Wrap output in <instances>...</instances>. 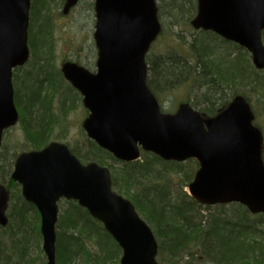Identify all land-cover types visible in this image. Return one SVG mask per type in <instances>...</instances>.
Wrapping results in <instances>:
<instances>
[{
    "label": "water",
    "instance_id": "95a60500",
    "mask_svg": "<svg viewBox=\"0 0 264 264\" xmlns=\"http://www.w3.org/2000/svg\"><path fill=\"white\" fill-rule=\"evenodd\" d=\"M78 0H66L64 13ZM30 0H0V147L5 130L16 125L13 70L23 67L28 47ZM97 49L95 73L66 62L64 79L80 93L88 116L87 138L116 160L131 163L140 149L165 161L198 164L188 195L203 206H244L264 214L262 135L248 103L240 97L218 115L203 118L188 104L163 114L146 84L145 56L160 34L155 0H94ZM190 25L233 42L264 70V0H197ZM11 180L40 216L46 264H56L58 202L75 201L100 222L122 251L120 264H158L156 239L133 204L112 189L110 170L83 165L62 143L23 152ZM9 193L0 184V226L7 225Z\"/></svg>",
    "mask_w": 264,
    "mask_h": 264
},
{
    "label": "trees",
    "instance_id": "16d2710c",
    "mask_svg": "<svg viewBox=\"0 0 264 264\" xmlns=\"http://www.w3.org/2000/svg\"><path fill=\"white\" fill-rule=\"evenodd\" d=\"M160 1L157 4L159 22L163 6L173 27H177L179 17H184L188 24L195 15L196 0ZM54 2L30 0L31 19L38 16L39 26L47 22V43L51 32L50 7ZM200 34L204 36L193 39L188 51L180 44L165 55H146L149 90L157 99L164 91L188 85L187 103L206 118L215 117L233 99L242 98L251 108L253 125L261 132L264 161V123L255 122L256 112L262 110L259 106L263 107L264 116V70H256L249 53L237 45L220 40L212 33ZM214 40H220L224 46H218ZM262 40L264 43V31ZM45 44L39 46L44 57L31 56L34 63L38 61L40 73L30 69L22 73V77L18 76V71L13 75L14 102L16 105L18 99V123L23 124L26 151L40 150L51 142L49 134L56 125L51 120L53 99L62 80L59 73L52 78L44 69L49 65ZM19 80L25 85L26 103L17 94L15 84ZM28 89L34 91L31 94L30 90L29 96ZM68 91L73 93L72 89ZM69 97L61 96L62 105L71 100H66ZM86 143L85 155H79L76 149L71 152L83 161L109 168L113 190L134 205L152 230L158 244L159 264H264V215L252 216L238 204L205 207L195 202L185 188L194 177L196 162L164 161L154 154L141 152L138 161L122 163L88 139ZM1 149L0 183L7 185L10 202L8 223L0 227V264H36V260L46 264L41 248L39 213L24 201L19 186L10 179L16 155L9 162L4 143ZM67 203L56 224V264H118L121 251L103 226L76 202ZM31 240L37 243L36 260L28 254Z\"/></svg>",
    "mask_w": 264,
    "mask_h": 264
},
{
    "label": "rangeland",
    "instance_id": "374dc122",
    "mask_svg": "<svg viewBox=\"0 0 264 264\" xmlns=\"http://www.w3.org/2000/svg\"><path fill=\"white\" fill-rule=\"evenodd\" d=\"M64 2L65 0L61 2L60 0H55V2L50 7L52 19L50 21L51 32L49 34V43H47V36L45 35V31L47 30V22L42 23V25L39 26L37 19L38 16L34 19H31L29 13L27 42L29 43L28 47L30 50V57L27 62L28 64L22 68H19V70H14L13 75L18 71V76L22 77V73H25V71L30 69H32L31 71L37 70V73H40L39 65H37L38 61H35L34 63V61L31 59V56L34 54L36 58L44 57V51H42L41 48L39 49V46L43 47L46 42V58L48 57L49 59V65H47L44 69L46 70V73L51 75L52 78L56 77V74L59 73L58 75L60 80H62V84L57 85L56 96L54 95L53 99L54 113L51 116V120L53 119V122L56 123V125L52 127L51 133L49 134V139L51 141L64 143L69 147L70 150L76 149L79 155H85L87 152V138L85 132L82 130V122L87 117L88 112L82 105L81 95L76 90L72 89L70 85L63 79V77L61 78L62 75L60 71L62 65L66 62L77 63L90 72L95 71L97 49L93 39L96 23L94 0H78L74 7L63 14ZM156 2L159 5L161 1L156 0ZM165 11L167 12V8L163 6L162 16L160 18L162 32L159 35L157 41L151 47L149 53L165 55L168 54V52L171 51L175 46L180 44L185 45V48H187L188 51L193 39H197L199 36H204L200 34V32L194 31L190 24L186 23V19L184 17H179L177 27H173L172 20ZM31 40L33 41L32 44L30 42ZM220 40H214V42L218 46L222 47L224 44H222ZM181 50L186 52V50L182 47ZM27 83L29 85L28 81ZM15 86L17 88L18 96L23 97V100L26 103L28 99H26L25 96V85L23 81H17ZM69 89H72L74 94L69 93ZM30 90L31 94L34 92L32 89H28V96ZM62 95H70V97L66 98V100H69L70 98L71 100H69V102L66 101L62 105ZM189 98L188 85L183 84L182 86L171 91H164V93H161L157 97V101L160 109L163 112L173 114L177 110L178 106L187 102ZM252 103L253 101H251L250 104ZM17 104L18 99L16 100V106ZM261 109L263 110V107L259 106V110ZM262 110L256 112L255 114V122L258 123V125H262L264 123ZM22 128L23 124L18 123L13 128L6 131L3 135V143L6 145V149L4 151L9 155V162L11 161L14 154L17 156L27 150L26 139ZM79 160L81 163H87L80 158ZM187 162L188 161L184 163ZM1 166L2 164L0 163V167ZM12 171L13 166L11 167V172ZM185 191L187 192V188H185ZM67 207L68 203L64 200L58 203V217L59 214L62 213ZM27 248L29 257L32 260H36V257L38 256L37 243L34 240H31ZM35 263L40 264L38 260H36ZM193 264L196 263L193 262Z\"/></svg>",
    "mask_w": 264,
    "mask_h": 264
}]
</instances>
